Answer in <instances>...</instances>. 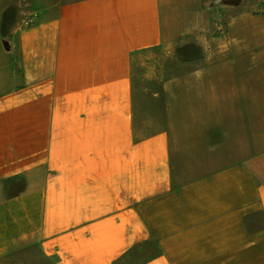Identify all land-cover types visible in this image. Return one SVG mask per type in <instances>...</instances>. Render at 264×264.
Instances as JSON below:
<instances>
[{"label": "crops", "instance_id": "obj_1", "mask_svg": "<svg viewBox=\"0 0 264 264\" xmlns=\"http://www.w3.org/2000/svg\"><path fill=\"white\" fill-rule=\"evenodd\" d=\"M21 1L0 264H264V0Z\"/></svg>", "mask_w": 264, "mask_h": 264}, {"label": "rangeland", "instance_id": "obj_2", "mask_svg": "<svg viewBox=\"0 0 264 264\" xmlns=\"http://www.w3.org/2000/svg\"><path fill=\"white\" fill-rule=\"evenodd\" d=\"M16 2L18 4L25 3V2H23L21 0H16ZM232 3H238V2H232ZM242 3L244 4L245 2H242ZM246 4L248 5V2H246ZM15 13H16V11H15V9L13 7L12 8H9V9H6L4 11L3 15H2V24H4V22L6 24H8L11 20L15 19V17H14L15 16ZM23 19H28V18H25L24 17ZM149 85L152 88H154V89H157L158 88V86H156V84H151L150 82H146V86H149ZM30 264H49V263L47 261H45V260H42V259L36 257V258L32 259V261L30 262Z\"/></svg>", "mask_w": 264, "mask_h": 264}]
</instances>
